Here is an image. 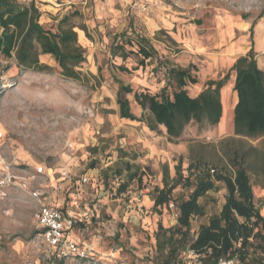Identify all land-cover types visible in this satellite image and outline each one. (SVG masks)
<instances>
[{
  "label": "rangeland",
  "instance_id": "1",
  "mask_svg": "<svg viewBox=\"0 0 264 264\" xmlns=\"http://www.w3.org/2000/svg\"><path fill=\"white\" fill-rule=\"evenodd\" d=\"M19 1L28 4L31 0ZM35 4L41 12L40 24L52 32H57L63 16H70L64 27H74L77 33V45L86 60L75 70L85 81L63 78L50 56L40 60L53 68L51 74L20 71L12 60L0 56V161L9 162L17 174L34 173L40 165L50 169L46 182L32 186L45 190L52 203L82 221L72 238L93 251L96 264H157L154 224L158 225L162 214L172 217L164 206L148 209L140 204L142 196L152 201L156 190L163 187L164 166L171 182L180 162L182 181L170 201L177 203L193 190L183 181L192 174L188 170L191 161L233 175V152L246 153L254 203L264 216V136H235L231 108L224 132L220 124L191 121L179 138L171 140L164 126L143 134L145 124L121 119L116 104L118 81L134 92L157 93L165 86V62L170 60L175 65L193 64L192 73L201 80L217 73L221 78L226 67L216 57L233 44L249 45L236 29L243 21L264 30V0H35ZM124 30L147 36L162 66L154 70L157 63L153 61L134 70L137 59L133 55L125 60L112 57L111 37ZM256 60L264 71V51L256 52ZM8 64L10 68L4 70ZM125 97L131 112L141 117L144 111L133 94ZM92 161L96 163L90 169ZM124 162L139 166L142 176L120 194L118 188L126 181ZM115 169H122V175L117 176ZM63 171L70 180L55 192ZM83 178L88 180L84 184ZM5 193L0 195V264H90L50 256L36 235L35 202L18 189ZM226 196L225 185L216 183L214 190L199 199L205 216L194 218L191 229L217 213ZM145 217H151L150 222L143 223Z\"/></svg>",
  "mask_w": 264,
  "mask_h": 264
},
{
  "label": "trees",
  "instance_id": "2",
  "mask_svg": "<svg viewBox=\"0 0 264 264\" xmlns=\"http://www.w3.org/2000/svg\"><path fill=\"white\" fill-rule=\"evenodd\" d=\"M40 17L41 12L35 0L28 4L19 0H0V56L6 61L12 60L20 71L51 74L53 68L40 60L41 56H50L63 78L83 83L85 77L75 67L84 63L86 57L77 45L74 27H64L70 16H63L58 21L57 32L45 29L39 22ZM82 30L85 32L84 28ZM109 50L112 57H120L122 60L133 55L137 59L134 70L153 61L157 63L154 70L162 66L151 40L133 30L113 34ZM165 65V86L155 94L134 92L130 85L117 82L116 104L121 119L144 123L151 131L164 126L171 140L179 138L184 127L191 121L198 125L215 126L223 114L220 91L234 73L233 93L237 96L233 109L234 135L243 138L264 136V72L259 69L252 49L238 57L221 79L208 81L207 87L195 97H191L187 89L189 85L197 83V77L192 73L194 65L185 68L170 66L168 62ZM9 68L8 64L4 70ZM117 69L128 71L123 66ZM128 94H133L134 101L144 111L141 117L131 112L130 102L125 97ZM245 158L246 153L233 152V175L210 169L199 161L190 162L188 170L192 174L183 181L187 186H192L193 190L187 199L175 203L180 213L176 224L165 228L158 222L154 234L157 264H182V255L186 250L199 255L203 264H216L220 259L229 258L242 264H264V216L254 203ZM95 163L92 161L89 164L90 169L95 167ZM123 165L126 181L118 188L120 194L125 191L128 183L142 176L139 174V166L129 162ZM176 167L171 182L167 166L163 167V187L156 190L152 199L154 209L166 206L171 201L172 191L181 183L180 162ZM114 171L117 176L122 175V169ZM193 173L194 180L190 181ZM216 183L225 185V203L217 213L208 216L196 232H192V220L205 216L199 199L214 190ZM62 210L66 212L64 208ZM77 223L82 221L78 220Z\"/></svg>",
  "mask_w": 264,
  "mask_h": 264
},
{
  "label": "built area",
  "instance_id": "3",
  "mask_svg": "<svg viewBox=\"0 0 264 264\" xmlns=\"http://www.w3.org/2000/svg\"><path fill=\"white\" fill-rule=\"evenodd\" d=\"M0 195L5 196V191L9 189H18L28 194L35 202L36 210L34 213V225L36 235L41 243L46 247L48 253L52 257L60 260L75 258L78 260L88 261L90 264H96L93 251L84 243L76 242L69 237V233L75 228L78 219L65 213L61 206L52 203L50 195L42 189L34 188L33 183L49 179L48 171L44 166H38L34 169V173L21 172L15 173L11 164L5 159L0 161ZM211 173L214 170H210ZM44 177V178H43ZM66 180H70L67 171L60 173V179L56 182L53 190L62 191L63 184ZM88 180L83 178L81 183L84 184ZM165 208L170 213L173 220L177 221L179 210L174 202H169ZM184 264H203L192 250H186L182 255ZM216 264H242L234 259H220Z\"/></svg>",
  "mask_w": 264,
  "mask_h": 264
},
{
  "label": "crops",
  "instance_id": "4",
  "mask_svg": "<svg viewBox=\"0 0 264 264\" xmlns=\"http://www.w3.org/2000/svg\"><path fill=\"white\" fill-rule=\"evenodd\" d=\"M236 29L238 31H240V33L242 34V36H243L242 39L244 40L243 41L244 43H247V41L249 40V45L248 44L247 45L244 44V45H241L240 46V44H233L232 46L227 47L225 50H223L220 53V55L216 57V61L218 60V57H221L220 58L221 59V62H222L221 64L226 67V73L228 72V70L230 69V67L233 65V63L235 62V60L238 57L246 55L251 49L253 50L254 59H255L256 63H257V60H256V52L257 51L258 52L264 51V30H262L259 26L255 25V23H248V22H244L243 21L242 23H240L239 27L236 28ZM259 38H261V42H259V40H258ZM153 46L155 48V45L154 44H153ZM238 47H240L239 48L240 50H239L238 54H235V56H232V54H234L236 52V49H238ZM168 63H169L170 66H180V67H184V68L187 67V66L175 65V64H173V62L171 60ZM217 76H218V73L214 77L207 78L205 81L204 80H201L200 79V76H197V83L195 85H189L187 87V89L189 91V95L191 97L197 96L201 91H203L207 87L206 83L208 81H210V80L211 81H217V80H219V79H221L223 77L222 76L221 78L218 79ZM234 80H235V75H234V73H232L230 75V79L228 80V82L226 83V85L223 87L224 89L223 88L221 89V91H220V97L223 95V93L226 90L233 91ZM230 103H231V105H230L231 106V110H233L234 107H235V105H236V103H237V96H236L235 93L232 94V101ZM231 115H232V111H231ZM222 116H223V114H222ZM222 118H221V121L219 122L220 126H221ZM145 126L142 128V133L143 134H150V133L153 132V131L149 130L147 127H145ZM232 126H233V122H232ZM227 128H228V125H226V128L223 127L224 130H227ZM224 130H222V131H224ZM64 184L66 185L67 182H65ZM224 203H225V200H223V202L221 204V207H222V205ZM143 207L148 208V209L149 208L154 209L153 208V200L151 201L147 195L142 196V202L140 204V208H143ZM164 208H165V206H164ZM65 213H67V212H65ZM145 213L148 214V211H145ZM159 217H160L161 220L160 221L158 220V222H160L161 224L162 223H165V225H167V227H172V226H174L176 224V221L173 220L172 218H170L169 216L167 217L166 215H163L162 214ZM150 219H151V217H145L144 220H143V223H146V221L150 222ZM201 223L202 222H199L198 226L195 227V229H192V232H196L198 230L199 225ZM154 226H157V225L154 224ZM191 227H192V222H191ZM73 230L69 233V237L72 240H73V238H72Z\"/></svg>",
  "mask_w": 264,
  "mask_h": 264
},
{
  "label": "bare ground",
  "instance_id": "5",
  "mask_svg": "<svg viewBox=\"0 0 264 264\" xmlns=\"http://www.w3.org/2000/svg\"><path fill=\"white\" fill-rule=\"evenodd\" d=\"M230 93H231V91L226 90V92L224 93V96H223V116H222L223 118H222V122H221V126H220V128L222 127V129H223V127L226 128L227 120L230 117V115L227 114L229 112L228 111L229 108H231V106H229V105H231V103H229V97H228ZM230 101H231V99H230ZM231 119H232V117H231ZM229 120H230V118H229Z\"/></svg>",
  "mask_w": 264,
  "mask_h": 264
}]
</instances>
